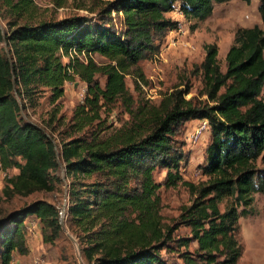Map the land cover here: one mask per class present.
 <instances>
[{"label":"trees","instance_id":"trees-1","mask_svg":"<svg viewBox=\"0 0 264 264\" xmlns=\"http://www.w3.org/2000/svg\"><path fill=\"white\" fill-rule=\"evenodd\" d=\"M228 1L94 0L78 5L94 15L56 19L40 15L35 0H0V161L16 171L5 177L0 199L53 192L64 167L71 179L66 225L77 230L85 264H239L240 220L264 194V28L237 30L225 70L219 46L205 44L194 69L203 86L191 97L186 81L154 102L139 64L158 56L178 29L168 15L178 4L185 17L205 20ZM53 2L63 7L67 0ZM259 12L264 23V0ZM77 79L86 94L65 123L59 102ZM46 93L54 109L34 122L28 108ZM116 108L128 116L119 125L109 122ZM195 120L210 126L199 182L182 172L184 127ZM158 171H166L162 181ZM178 186L190 202L167 222L160 191ZM60 212L38 199L0 217V264L28 254V219H38L43 241L55 243L64 229Z\"/></svg>","mask_w":264,"mask_h":264},{"label":"rangeland","instance_id":"rangeland-1","mask_svg":"<svg viewBox=\"0 0 264 264\" xmlns=\"http://www.w3.org/2000/svg\"><path fill=\"white\" fill-rule=\"evenodd\" d=\"M35 1L41 8L40 15L44 18L62 19L75 14L94 15L86 9L78 8V5H91L94 0H67L63 7H56L53 0ZM259 5L260 0H230L224 3H216L213 14L209 18L197 20L185 17L180 11V4H178L175 11L168 14L172 19L179 22L178 29L168 33L161 53L158 56L142 60L139 63L150 80V84L144 87L147 97L158 103L161 100L162 93L170 92L186 81H190L192 84V91L188 97L197 95L203 84L202 78L194 73V69L204 60L206 54L205 44L215 43L219 46L218 57L223 70H225L226 55L234 43L237 30L242 27L251 28L256 25L264 28ZM113 15L115 16V13ZM0 25L5 27V21H3L1 16ZM95 58L98 62L105 61L99 55H95ZM104 82L105 79L102 78V83ZM127 84L132 92L135 93L134 85L130 78H127ZM86 90V83L80 79L66 84L65 95L59 102L61 107L59 115H64L65 123L72 117L74 108L78 103L83 101ZM49 97L50 93H46L40 98V104L37 108H28V116L32 121L41 123L49 119L54 109ZM127 117V115H124L116 108L113 115L109 118V122H115V125H119L117 120ZM63 128L64 126H60L59 129ZM197 130H200L198 137L190 139V136ZM54 136L59 143L61 137L58 131L55 132ZM183 138L186 143L185 150L188 154V163L182 168L183 175L187 180L199 182L205 178L200 165L204 162L205 148L210 139L209 122L205 127H203L201 120L186 123ZM261 166L263 165L261 164ZM13 174H15V170L11 169L8 175ZM57 174L62 181L57 183V188L53 192H37L27 197L15 196L10 199L4 196L1 197L0 217L38 199H47L66 211L68 185L71 179L67 178L64 167ZM165 174L166 171H158L156 179L162 181ZM5 177L6 175L0 172V190L4 187ZM160 194L163 200L162 213L167 222H171L174 217L179 215L182 205L190 202V194L184 186L175 188L163 187ZM31 219H34L37 224L32 231L29 230L28 232L26 229L29 252L25 255L15 252L11 264H63L67 261L80 263L81 248L76 236L77 230L74 227V230L71 231L66 225V212L61 218L64 225L62 235L53 244L43 241L40 221L36 218ZM26 224L27 222L25 221ZM240 226L239 238L244 246V251L239 264H264L263 193L255 195L253 212L241 218ZM71 236L75 238V241ZM172 262L181 264V261L176 258Z\"/></svg>","mask_w":264,"mask_h":264},{"label":"built area","instance_id":"built-area-1","mask_svg":"<svg viewBox=\"0 0 264 264\" xmlns=\"http://www.w3.org/2000/svg\"><path fill=\"white\" fill-rule=\"evenodd\" d=\"M201 121L203 122V127H205L209 122L208 120H201ZM199 133H200V130H197L195 133H193L190 136V139H194V138L198 137ZM10 170L11 169H3L2 163L0 161V172H3L7 176L8 173L10 172ZM64 213H65V210L61 209V212H60L61 217L64 215ZM36 224L37 223L34 219H28L27 224H26V229L28 230V232H29V230L32 231V229L36 226Z\"/></svg>","mask_w":264,"mask_h":264},{"label":"water","instance_id":"water-1","mask_svg":"<svg viewBox=\"0 0 264 264\" xmlns=\"http://www.w3.org/2000/svg\"><path fill=\"white\" fill-rule=\"evenodd\" d=\"M63 223V222H62ZM71 238L75 241V238L73 237V236H71ZM80 249V248H79ZM80 256H81V259H80V263L81 264H85V262H84V260H83V258H82V254H81V252H80Z\"/></svg>","mask_w":264,"mask_h":264},{"label":"crops","instance_id":"crops-1","mask_svg":"<svg viewBox=\"0 0 264 264\" xmlns=\"http://www.w3.org/2000/svg\"><path fill=\"white\" fill-rule=\"evenodd\" d=\"M16 172V171H15Z\"/></svg>","mask_w":264,"mask_h":264}]
</instances>
